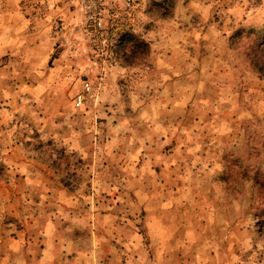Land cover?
<instances>
[{"label":"rangeland","instance_id":"1","mask_svg":"<svg viewBox=\"0 0 264 264\" xmlns=\"http://www.w3.org/2000/svg\"><path fill=\"white\" fill-rule=\"evenodd\" d=\"M100 22L0 0V264H264V0Z\"/></svg>","mask_w":264,"mask_h":264},{"label":"built area","instance_id":"2","mask_svg":"<svg viewBox=\"0 0 264 264\" xmlns=\"http://www.w3.org/2000/svg\"><path fill=\"white\" fill-rule=\"evenodd\" d=\"M83 9L85 10V14L87 16V20L92 23V25L97 28L101 25L100 17L102 15V8L105 3V0H78ZM128 3V6H131L132 0H125ZM84 88L89 91L90 90V83L85 82ZM84 95L78 94L77 98L75 99V103L78 107H80L84 102Z\"/></svg>","mask_w":264,"mask_h":264},{"label":"trees","instance_id":"3","mask_svg":"<svg viewBox=\"0 0 264 264\" xmlns=\"http://www.w3.org/2000/svg\"><path fill=\"white\" fill-rule=\"evenodd\" d=\"M255 50V55L253 54L254 58L252 59L253 65L264 73V41Z\"/></svg>","mask_w":264,"mask_h":264},{"label":"crops","instance_id":"4","mask_svg":"<svg viewBox=\"0 0 264 264\" xmlns=\"http://www.w3.org/2000/svg\"><path fill=\"white\" fill-rule=\"evenodd\" d=\"M55 252H56V250H53V252L51 254H55ZM60 252H62V250L58 251L57 253L59 254ZM51 254H49V259H51V257H50ZM46 260H47V252H45V260L43 259V263H46ZM58 264H77V259H75L73 257H71L69 259V257H66L65 254L63 253V256H61V260L59 261Z\"/></svg>","mask_w":264,"mask_h":264}]
</instances>
